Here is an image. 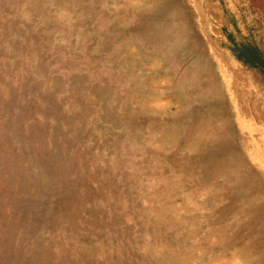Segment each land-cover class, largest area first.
<instances>
[{"label":"rangeland","instance_id":"rangeland-1","mask_svg":"<svg viewBox=\"0 0 264 264\" xmlns=\"http://www.w3.org/2000/svg\"><path fill=\"white\" fill-rule=\"evenodd\" d=\"M0 264H264V0H0Z\"/></svg>","mask_w":264,"mask_h":264}]
</instances>
